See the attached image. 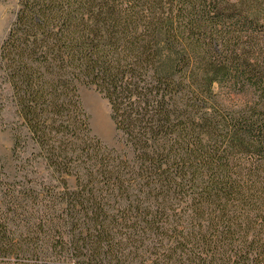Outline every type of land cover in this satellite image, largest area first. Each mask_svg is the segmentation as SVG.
Masks as SVG:
<instances>
[{
    "label": "trees",
    "instance_id": "obj_1",
    "mask_svg": "<svg viewBox=\"0 0 264 264\" xmlns=\"http://www.w3.org/2000/svg\"><path fill=\"white\" fill-rule=\"evenodd\" d=\"M15 2L0 264H264V0Z\"/></svg>",
    "mask_w": 264,
    "mask_h": 264
},
{
    "label": "rangeland",
    "instance_id": "obj_2",
    "mask_svg": "<svg viewBox=\"0 0 264 264\" xmlns=\"http://www.w3.org/2000/svg\"><path fill=\"white\" fill-rule=\"evenodd\" d=\"M16 11L15 0H0V46L6 35L7 29L14 19ZM8 95V92H3ZM80 98L85 111L90 117V128L94 136L99 138L105 145L115 144V130L110 118V109L106 100L102 98L92 88H80ZM15 121L14 108L7 102L6 106L0 111V180L11 178L13 175L14 164L12 162L11 151L13 146L12 128ZM32 177H46L42 169H36ZM73 183V180H70Z\"/></svg>",
    "mask_w": 264,
    "mask_h": 264
}]
</instances>
